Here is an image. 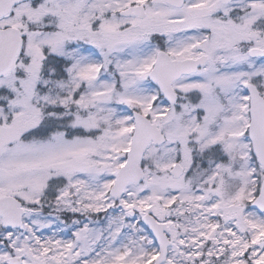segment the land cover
<instances>
[{"label":"snow or ice","instance_id":"1","mask_svg":"<svg viewBox=\"0 0 264 264\" xmlns=\"http://www.w3.org/2000/svg\"><path fill=\"white\" fill-rule=\"evenodd\" d=\"M0 264H264V0H0Z\"/></svg>","mask_w":264,"mask_h":264}]
</instances>
